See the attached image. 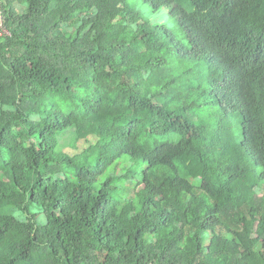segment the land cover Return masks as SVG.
<instances>
[{"label": "trees", "instance_id": "16d2710c", "mask_svg": "<svg viewBox=\"0 0 264 264\" xmlns=\"http://www.w3.org/2000/svg\"><path fill=\"white\" fill-rule=\"evenodd\" d=\"M0 13V264H264V0Z\"/></svg>", "mask_w": 264, "mask_h": 264}, {"label": "rangeland", "instance_id": "374dc122", "mask_svg": "<svg viewBox=\"0 0 264 264\" xmlns=\"http://www.w3.org/2000/svg\"><path fill=\"white\" fill-rule=\"evenodd\" d=\"M60 141V139H59ZM63 142H64V146L65 149H66V152L68 153H71V154H75L76 151L73 150V147H76L78 146V149L80 151H83L85 148H86V144L84 141H81V142H77L75 140V138L73 137L72 135V132H69L66 134L65 138L63 139ZM208 186V183L206 182L204 184V187L207 188ZM263 194H264V189H263ZM6 215H12V216H15L21 220H25L26 217L22 214V211L19 209V208H14V209H10L6 212ZM37 220L39 221H43L44 220V216L42 214H39V216H37Z\"/></svg>", "mask_w": 264, "mask_h": 264}, {"label": "built area", "instance_id": "2783aa9c", "mask_svg": "<svg viewBox=\"0 0 264 264\" xmlns=\"http://www.w3.org/2000/svg\"><path fill=\"white\" fill-rule=\"evenodd\" d=\"M1 15V13H0ZM0 36H8L9 32L5 29L4 25H3V21L2 18L0 17Z\"/></svg>", "mask_w": 264, "mask_h": 264}]
</instances>
